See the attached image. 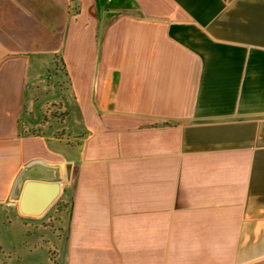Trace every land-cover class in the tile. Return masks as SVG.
I'll return each instance as SVG.
<instances>
[{
  "label": "crops",
  "instance_id": "crops-1",
  "mask_svg": "<svg viewBox=\"0 0 264 264\" xmlns=\"http://www.w3.org/2000/svg\"><path fill=\"white\" fill-rule=\"evenodd\" d=\"M0 221V264H264V0H0Z\"/></svg>",
  "mask_w": 264,
  "mask_h": 264
},
{
  "label": "water",
  "instance_id": "water-1",
  "mask_svg": "<svg viewBox=\"0 0 264 264\" xmlns=\"http://www.w3.org/2000/svg\"><path fill=\"white\" fill-rule=\"evenodd\" d=\"M41 162L35 161L26 166L19 174L14 185L12 200L19 201L20 211L29 216H40L45 213L59 198L62 191V177L58 170V174L54 178L43 176H32L30 171ZM79 165H75L74 173L70 179L72 186V195L75 196ZM46 190V197L37 205L33 206L30 199Z\"/></svg>",
  "mask_w": 264,
  "mask_h": 264
},
{
  "label": "rangeland",
  "instance_id": "rangeland-1",
  "mask_svg": "<svg viewBox=\"0 0 264 264\" xmlns=\"http://www.w3.org/2000/svg\"><path fill=\"white\" fill-rule=\"evenodd\" d=\"M59 100L60 98L58 99V101ZM56 104L57 102L50 103L44 106L39 104L36 109V115L34 114L32 117V128H28V132L39 134H54L56 137L64 139V141L62 142L64 146H68L69 148L77 147L78 141L70 140L72 138L66 135V126L68 123L66 121L64 112H62L61 110V107H58ZM40 110H43V113H41ZM26 122L28 123V120ZM3 235V225L0 221V239H3ZM1 259H3V256L1 257L0 254V263ZM13 259L14 255L12 256V260Z\"/></svg>",
  "mask_w": 264,
  "mask_h": 264
}]
</instances>
